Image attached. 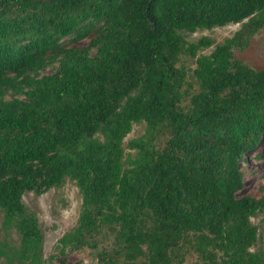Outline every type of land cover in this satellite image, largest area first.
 Segmentation results:
<instances>
[{
	"label": "trees",
	"instance_id": "obj_1",
	"mask_svg": "<svg viewBox=\"0 0 264 264\" xmlns=\"http://www.w3.org/2000/svg\"><path fill=\"white\" fill-rule=\"evenodd\" d=\"M227 22L240 26L208 52V35L185 37ZM263 24L264 0H0L1 227L17 234L0 245L7 263L41 264L21 196L68 176L81 201L60 252L94 246L108 225L98 264H169L186 243L209 264H264L250 248L264 194H235L238 160L264 131V69L232 55Z\"/></svg>",
	"mask_w": 264,
	"mask_h": 264
},
{
	"label": "rangeland",
	"instance_id": "obj_2",
	"mask_svg": "<svg viewBox=\"0 0 264 264\" xmlns=\"http://www.w3.org/2000/svg\"><path fill=\"white\" fill-rule=\"evenodd\" d=\"M239 26L240 22H227L210 28H196L185 32V37L188 40H195L201 35H208L213 43L202 49V52H208L215 42H220ZM85 42L84 38L77 44L82 45ZM232 55L236 60L253 68L264 69V24L249 35L243 47L234 46ZM186 62L193 65L191 58H187ZM52 70V66H47L43 71ZM10 93V90L6 91L5 97H10ZM143 127L142 120L133 121L130 130L123 137V143L128 138L140 134ZM163 138L164 136L160 140ZM238 165L242 174V187L235 194H250L255 197L264 194V131L257 145L243 153L238 160ZM21 200L25 212H32L36 216L42 232L41 264H98V253L110 249L114 244V230L108 225H103L94 234V246L83 245L77 248L66 246L63 252L59 251L57 239L76 224L81 201L77 184L68 176H65L59 184L52 185L43 192L25 191ZM1 215L0 209V245L8 248L17 244V234L12 226L8 229L1 227ZM250 221L256 227L255 240L250 248L264 251V218L261 213H255L250 216ZM188 237H192V234L189 233ZM177 252L178 254L169 264H209V260L201 257L189 243L184 244ZM139 258L142 259L141 256ZM0 264H8L4 255H0Z\"/></svg>",
	"mask_w": 264,
	"mask_h": 264
}]
</instances>
